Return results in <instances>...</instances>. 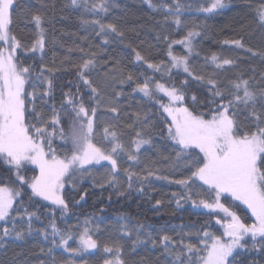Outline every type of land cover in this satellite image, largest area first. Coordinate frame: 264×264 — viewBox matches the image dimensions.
<instances>
[{"label": "snow or ice", "instance_id": "snow-or-ice-1", "mask_svg": "<svg viewBox=\"0 0 264 264\" xmlns=\"http://www.w3.org/2000/svg\"><path fill=\"white\" fill-rule=\"evenodd\" d=\"M145 2L150 9L163 14L165 24L171 19L180 25L182 13L192 7L184 0ZM228 3L229 0H197L196 9L211 14L225 9ZM70 6L100 17L109 11L110 4L109 0H92L91 3L89 0H70ZM246 6L253 9L256 24L264 33V0ZM49 7L42 4L40 10H21L19 0H0V168L11 173L7 179L0 174V222H3L0 248L6 253L8 243L25 241L34 233L42 236L50 246L47 249L41 247L40 253L50 259L38 260L37 264H76L72 259L60 260L55 254L57 248H63L71 256L98 249L90 220L85 219L82 227L75 226L78 229L75 232L72 226L61 229L55 218L44 228L34 229L33 221H39L40 216L37 211H30L29 206L37 201H47L53 209L49 215L54 217L56 210L63 215L69 208L66 191H77V185L92 175L93 168L104 167L102 162H107L104 183L109 187H123L119 179L121 174L127 180L125 191L131 190L137 182L142 186L145 182L150 184L153 177L167 181L181 188L180 192L172 193L177 208L191 203L193 209H208V214L216 217L214 224L222 228L220 234H216L210 231L213 223L205 222L195 232H184L185 227L194 229L196 225H181L182 231L176 237L165 233L157 240L151 231L145 230V225L131 224L128 217L121 216L120 220L124 221L119 224L121 239L131 240L133 255L137 246L146 248L150 242L155 248L159 242L163 264H264V71L257 78L253 68V75L245 78L243 73H237L234 79L223 83L217 72L225 66L235 67L237 61L213 53L205 59L214 66V71L207 75L195 74L190 57L194 51L193 41L201 35L195 28L180 40L167 43V63L154 62L149 55L132 49L138 65H147V69L159 73V80L155 75L125 74L119 60L108 68L110 61L101 62L99 52L93 51L89 43L87 50L78 47L79 61L73 62L68 56L60 61L61 66L71 64L79 84L75 93L71 90L62 92L63 99L57 106L52 77L61 69L42 65L39 72H34L33 67L26 66L17 54L20 49L32 54L37 50L43 52L46 44L43 25L49 22ZM25 16H30L38 29L31 48L12 31L14 19ZM80 20L82 26L99 29L95 35L102 38L104 45L110 39H124V31L114 22L104 23L100 18L89 20L83 16ZM161 38L169 41L167 35L157 34V41ZM82 39L87 41L88 38ZM224 43L245 48L243 38ZM174 44L183 45L188 55L175 54ZM67 51L70 56L73 49ZM247 51L259 55L264 63V51L254 52L251 48ZM173 70L177 76L185 74L186 79L177 84ZM190 82L207 89L202 98L196 94L189 96ZM132 83L135 84L133 92L142 94L158 108L159 133L155 132L157 121L150 112H135L133 122L127 125L101 120L103 113L119 118L121 108L117 102L124 93L116 91V86ZM81 85L86 92L81 93ZM38 100L40 104H37ZM49 100L53 101L50 115L44 111L49 108ZM242 113L245 114L243 119ZM122 127L133 133L127 142L125 132L120 130ZM154 135L160 137L167 155L154 144ZM153 148H156L158 158L142 161L141 153ZM123 157L129 167H120ZM141 164L140 171L133 170ZM30 166H34L31 171L35 174L28 176ZM165 170L169 175L159 174ZM177 174L180 179L173 178ZM66 185L71 187L66 189ZM118 194L123 196L125 193ZM24 197L29 206H25ZM225 200H230L231 205L222 202ZM160 204L157 200L156 205ZM241 205L250 212L252 223H245L234 210ZM25 217L26 228L22 226ZM95 233H99L98 226H95ZM73 240L76 247L69 246ZM103 251L112 254V258L105 259L103 264H129L124 258L123 244L105 243ZM246 253H259L261 260L240 259ZM0 264L8 262L0 260ZM11 264H30V261L14 258ZM132 264L160 262L142 256Z\"/></svg>", "mask_w": 264, "mask_h": 264}, {"label": "trees", "instance_id": "trees-1", "mask_svg": "<svg viewBox=\"0 0 264 264\" xmlns=\"http://www.w3.org/2000/svg\"><path fill=\"white\" fill-rule=\"evenodd\" d=\"M92 0H89L91 3ZM170 2V0H169ZM186 4L192 5L190 9H185L181 15L182 23L176 25L171 19L167 24L163 22V14L157 13L150 9L145 0H109V11L102 13L100 17L87 13L80 9H74L70 6V0H19V8L21 10L30 9L31 11L40 10L42 4L50 5L47 9V16L49 22L45 23L43 27L46 30V44L43 52L37 50L35 54L18 50L20 60L26 66H31L34 72H39L41 66L49 68H60L58 73H55L53 78L54 89L53 95L55 103L59 106L62 97V92L75 93L77 85L79 84L78 77L70 63L61 66L60 61L64 60L66 56L73 62L80 60V53L78 47L88 49V44L91 43L92 50L99 52L100 60H109L107 67L111 68L113 62L119 60L125 69V74L131 72L134 76L141 73L147 76L155 75L156 79H160L159 73H153L152 70L147 69V65L139 66L135 61V54L132 51L135 48L141 51L142 54L149 55L154 62L164 61L168 62L166 56L167 43L172 40H180L186 33L195 28L201 33L193 41L194 51L190 57L191 67L195 74H205L214 71V66L206 62V57H210L213 53L221 58L236 59L235 67L225 66L223 70L217 72L218 79L227 83L228 80L234 79L237 73H243L245 78L253 75L252 69L255 68V75L259 78L261 71H264V63L261 62L259 55H253L247 49L251 48L254 52L264 51V33L258 28L253 14V9L247 7L248 3L256 4L259 0H229L228 7L219 10L215 13H202L197 11V0H184ZM55 7H51V5ZM55 19H51L52 17ZM93 20L100 18L102 22H114L120 27L124 33V39H110L107 45H104L101 37H97L95 32L99 29H93L91 25L82 26L80 17ZM12 31L15 33L22 43L31 48L33 42L37 38L36 28L30 16L22 17L19 20L14 19ZM157 34L167 35L169 41L165 42L162 38L157 41ZM87 37V41L82 38ZM243 38L245 44L244 49H240L232 44H225L224 41H231L233 39ZM131 45V47H129ZM72 48L73 52L69 56L68 49ZM173 50L178 55H188L187 50L181 44H174ZM103 70V69H101ZM182 71V70H181ZM47 75V73H45ZM95 79V77H93ZM142 79V78H141ZM173 79L177 84L181 80L186 79L185 74L176 75V70H173ZM135 84L117 85L116 91H122V95L118 99V106L121 108V113L118 119H114L112 115L103 113L101 120L106 123H115L119 125L131 124L134 119V113L150 112L153 114V119L157 121L155 132L159 133L161 125L159 124V110L154 107L152 103L148 102L143 95L135 93L132 89ZM81 93L86 92V89L81 85ZM188 94H196L203 97L207 89H203L200 84H189ZM111 92V89H109ZM164 101L167 102L166 98ZM52 100L48 101L49 108L44 111L50 115V106ZM41 102L38 100L37 104ZM245 114H241V119ZM67 129V123H64ZM125 132L124 140L127 142L131 139L133 133L127 128H121ZM154 144L159 147L160 152L167 155L165 152V145L161 143L158 135L153 136ZM59 146V145H57ZM147 147V146H145ZM169 151L170 145H168ZM158 154L156 148L151 151H144L141 153V160L148 161L149 159H157ZM126 157H123L120 162V167H129ZM143 167H133L134 171H140ZM107 168L95 167L92 169V175L86 177L80 184L77 185V191L65 193V198L69 204L68 211L61 215L59 210L55 211L54 217L49 215L53 211L49 207L47 201H37L35 204L29 206L27 197H24L25 206H29L30 211H37L40 220L33 221V228L40 229L48 225L49 220L55 218L57 225L64 230L72 226L73 232L78 231L75 227L77 225L83 226L85 219L91 221L90 227L94 229V237L98 240V249L88 251L78 256H71L70 253L64 251L63 248L55 249V254L60 260L72 259L76 264H103L105 259L112 258V254L103 251L104 244L120 243L124 245V258L132 264L133 261L138 260L142 256H148L153 262L159 259L160 264H163L162 248L159 242L153 248L149 242L147 247L137 246L136 254L133 255L130 239H121V232L119 224L124 223L120 220L121 216L129 218L131 224L137 222L145 225V230L151 231L154 239H157L163 234L176 237L182 231L181 225H196V228L189 229L185 227L184 232H195L205 222H212L213 227L210 231L220 234L222 228L215 225V215H209L208 209H193L191 203L183 204L182 207L177 208L176 202L172 197V193L180 192L181 188L174 184H169L164 180H156L152 178L151 183L145 182L141 184L134 183L133 188L125 191L127 188V180L123 174L119 179L123 187L114 188L109 187L104 183L105 173ZM0 174L7 179L11 173L6 172L0 168ZM161 175H169L168 171L159 173ZM186 174V173H185ZM26 175L31 176L29 169ZM174 179H180V175H175ZM103 184V187L99 185ZM66 185V189L70 188ZM141 187L143 190L141 191ZM118 192H124L123 196ZM81 196L83 199L81 200ZM160 200L161 204L156 205V201ZM231 205L230 200L222 201ZM235 211L241 215L245 223H252L251 214L246 210V207L241 205L239 208H234ZM221 214V213H220ZM27 218L23 227H27ZM3 222H0L2 226ZM95 226L99 227V233H95ZM50 232V229H49ZM135 236L133 235L132 239ZM59 238L57 237V240ZM196 243V240H192ZM251 241H249V244ZM50 243L43 240L42 236L35 233L26 237L25 241H16L15 243L7 244V252L5 253L0 248V260H5L8 264L16 259L27 258L30 264H37L38 260L50 259L44 254L40 253V248L47 249ZM70 247H76L75 240L69 242ZM240 259L245 261L261 260L259 253L244 254Z\"/></svg>", "mask_w": 264, "mask_h": 264}, {"label": "rangeland", "instance_id": "rangeland-1", "mask_svg": "<svg viewBox=\"0 0 264 264\" xmlns=\"http://www.w3.org/2000/svg\"><path fill=\"white\" fill-rule=\"evenodd\" d=\"M102 163H104V167L103 168H108V165H107V162H102ZM31 167H34V166H30V170H31ZM97 167H100V166H97ZM35 173L33 172V171H31V175H34ZM220 216L222 217L223 216V214L221 213L220 214ZM95 249H93V250H89V251H94Z\"/></svg>", "mask_w": 264, "mask_h": 264}]
</instances>
